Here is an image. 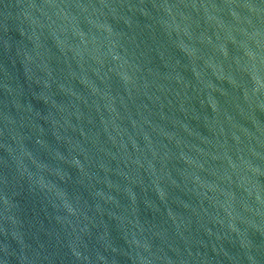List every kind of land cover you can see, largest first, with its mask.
I'll return each instance as SVG.
<instances>
[{
    "label": "water",
    "instance_id": "95a60500",
    "mask_svg": "<svg viewBox=\"0 0 264 264\" xmlns=\"http://www.w3.org/2000/svg\"><path fill=\"white\" fill-rule=\"evenodd\" d=\"M0 264H264V0H0Z\"/></svg>",
    "mask_w": 264,
    "mask_h": 264
}]
</instances>
